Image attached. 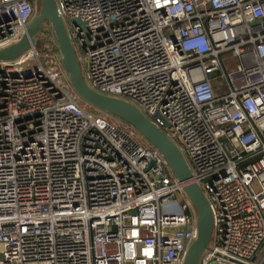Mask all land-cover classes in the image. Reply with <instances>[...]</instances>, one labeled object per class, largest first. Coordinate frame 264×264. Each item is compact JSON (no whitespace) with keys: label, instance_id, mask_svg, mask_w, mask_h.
<instances>
[{"label":"built area","instance_id":"obj_1","mask_svg":"<svg viewBox=\"0 0 264 264\" xmlns=\"http://www.w3.org/2000/svg\"><path fill=\"white\" fill-rule=\"evenodd\" d=\"M54 1L87 85L144 113L205 193L198 264H264V0ZM38 4L0 0V49ZM196 217L134 127L81 105L49 29L0 60V264H182Z\"/></svg>","mask_w":264,"mask_h":264},{"label":"water","instance_id":"obj_2","mask_svg":"<svg viewBox=\"0 0 264 264\" xmlns=\"http://www.w3.org/2000/svg\"><path fill=\"white\" fill-rule=\"evenodd\" d=\"M38 2L37 11L33 15L26 33L19 41L0 49V60H12L30 49L36 43V38L43 29L47 28L54 34L67 80L80 100L86 105L102 113L113 115L134 127L161 154L177 180L183 183V191L197 213V237L187 247L182 264H198L200 256L208 249L211 240L213 216L209 201L202 188L191 180V170L181 151L136 106L125 100L98 93L87 85L55 1L38 0ZM73 21L75 24L81 25L86 33L88 32L84 22L78 18H74ZM85 43L86 41H84ZM158 118L161 121L165 120L160 116Z\"/></svg>","mask_w":264,"mask_h":264},{"label":"rangeland","instance_id":"obj_3","mask_svg":"<svg viewBox=\"0 0 264 264\" xmlns=\"http://www.w3.org/2000/svg\"><path fill=\"white\" fill-rule=\"evenodd\" d=\"M36 11H37V9H36ZM36 11H35V12H36ZM77 57H78V60L80 61V58H79L78 52H77ZM81 67L83 68V65H82V64H81ZM80 102H81V105H82L83 107H85L86 109L91 110L92 112H95V113H99V112H101V111H99V110H97V109H94V108H92V107L86 105V104L83 103L81 100H80ZM110 119H111V120H115L113 117H111ZM137 139H138L139 141L144 142V139H143L140 135L137 137Z\"/></svg>","mask_w":264,"mask_h":264},{"label":"trees","instance_id":"obj_4","mask_svg":"<svg viewBox=\"0 0 264 264\" xmlns=\"http://www.w3.org/2000/svg\"><path fill=\"white\" fill-rule=\"evenodd\" d=\"M39 46V45H38Z\"/></svg>","mask_w":264,"mask_h":264}]
</instances>
